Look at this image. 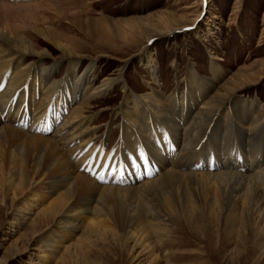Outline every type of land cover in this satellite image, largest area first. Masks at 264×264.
Returning a JSON list of instances; mask_svg holds the SVG:
<instances>
[{"label": "bare ground", "instance_id": "obj_1", "mask_svg": "<svg viewBox=\"0 0 264 264\" xmlns=\"http://www.w3.org/2000/svg\"><path fill=\"white\" fill-rule=\"evenodd\" d=\"M34 7L0 0V198L11 192L15 200L24 191L33 199L40 187L55 195L39 219L44 223L54 215L86 216L88 227L104 219L151 250L155 244L161 250V233L180 215L195 222L199 206L228 213L240 207L255 221L258 201L264 203V116L254 114L258 100L238 98L234 85L210 94L220 77L214 64L213 80L189 72L186 89L169 96L154 89L133 95L123 77L96 83L93 63L80 70L81 57L53 27L14 14ZM108 31L100 33L124 41ZM49 46L66 64L62 79H55L61 64L52 61ZM142 62L158 82L152 51H143ZM116 86L123 98L112 117L122 123L107 152L104 139L95 142L85 111ZM195 187L211 188V198L199 200ZM21 205L17 217L24 219L34 201ZM56 228L44 237L46 250L58 244Z\"/></svg>", "mask_w": 264, "mask_h": 264}, {"label": "rangeland", "instance_id": "obj_2", "mask_svg": "<svg viewBox=\"0 0 264 264\" xmlns=\"http://www.w3.org/2000/svg\"><path fill=\"white\" fill-rule=\"evenodd\" d=\"M1 1L6 5L35 4L28 12L15 10L14 14L26 22L35 19L41 28L53 27L81 57L80 70L93 63L96 83L123 77L133 95L143 96L154 89L169 96L186 89L189 72L213 80L214 64L220 77L210 94L220 85H234L238 98L258 100L254 114L264 116V0ZM105 28L122 34L124 41L112 42L100 33ZM146 49L153 53L156 83L142 62ZM49 50L52 61L61 64L55 79H62L66 64L59 51L51 46ZM122 98L123 92L116 86L90 101L85 111L92 118L95 142L104 139L107 152L120 135L122 119L112 115ZM149 162L153 163L146 164ZM205 188L195 187L192 194L199 200L205 195L204 199L211 198L212 189ZM50 193L37 187L33 199L24 191L15 200L11 192L0 198V264H264L262 201L256 206L261 217L256 214L255 221L239 206L232 213L217 206L207 211L199 206L195 222L180 215L161 233V250L156 244L151 250L104 219L88 227L86 216L54 215L44 223L39 219L55 198ZM25 200L34 201V206L28 216L19 219L17 211L23 210ZM69 223L74 224L71 230ZM33 226L38 228L34 231ZM54 228L60 236L58 244L46 250L44 237ZM155 239L150 238L153 244Z\"/></svg>", "mask_w": 264, "mask_h": 264}, {"label": "snow or ice", "instance_id": "obj_3", "mask_svg": "<svg viewBox=\"0 0 264 264\" xmlns=\"http://www.w3.org/2000/svg\"><path fill=\"white\" fill-rule=\"evenodd\" d=\"M145 174H147V169H145ZM100 179H103V177H99Z\"/></svg>", "mask_w": 264, "mask_h": 264}]
</instances>
